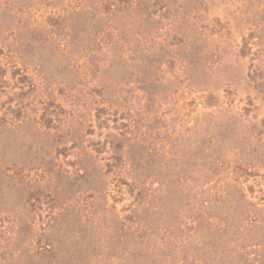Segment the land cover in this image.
I'll use <instances>...</instances> for the list:
<instances>
[{
    "label": "rangeland",
    "instance_id": "rangeland-1",
    "mask_svg": "<svg viewBox=\"0 0 264 264\" xmlns=\"http://www.w3.org/2000/svg\"><path fill=\"white\" fill-rule=\"evenodd\" d=\"M0 264H264V0H0Z\"/></svg>",
    "mask_w": 264,
    "mask_h": 264
}]
</instances>
